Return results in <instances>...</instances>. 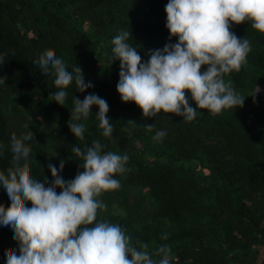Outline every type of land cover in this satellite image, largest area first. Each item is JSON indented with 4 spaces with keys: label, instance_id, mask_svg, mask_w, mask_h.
<instances>
[{
    "label": "trees",
    "instance_id": "trees-1",
    "mask_svg": "<svg viewBox=\"0 0 264 264\" xmlns=\"http://www.w3.org/2000/svg\"><path fill=\"white\" fill-rule=\"evenodd\" d=\"M166 3L0 0V75L6 77L0 85V176L13 171L10 140H34L28 171L49 182V163L58 166L65 160L61 175L71 179L83 164L71 152L73 144L98 140L102 152L129 157L126 171L115 174L120 187L99 197L107 207L98 209V220L119 225L130 243L153 259L160 258L155 250L166 245L172 264H258L264 246V33L250 21L230 25L251 44L240 71L223 77L247 96L242 107L219 114L197 109L192 120L162 112L143 117L116 91L119 60L111 62V41L129 29L133 40L128 42L140 49L142 59H147L146 50L174 43L176 37L169 40L165 28ZM48 55L61 57L69 70L79 65L94 87L80 93L72 84L64 105L54 102L50 93L58 89L53 79L41 81L32 71ZM255 83L261 91L253 98ZM89 92L107 101L113 132L102 135L94 116L98 109L92 106L93 115L81 121L86 129L81 141L68 128L72 98L82 100ZM154 123L155 129L146 131L144 125ZM156 130L166 131L161 141L152 139ZM0 210L9 211L3 196ZM16 247L7 233L0 234V264Z\"/></svg>",
    "mask_w": 264,
    "mask_h": 264
},
{
    "label": "clouds",
    "instance_id": "clouds-1",
    "mask_svg": "<svg viewBox=\"0 0 264 264\" xmlns=\"http://www.w3.org/2000/svg\"><path fill=\"white\" fill-rule=\"evenodd\" d=\"M164 12L168 38L174 36L176 41L146 50L147 59H142L140 49L128 42L129 37L132 39L129 29L120 31L111 41V62L119 60L116 91L121 101L133 102L143 117L162 112L187 120L198 115L197 109L219 114L224 109L242 107L247 96L225 83L223 77L240 71L251 44L237 37L230 25L250 21L253 29L264 33V0H167ZM201 66H206L203 72ZM32 71L41 81L53 79L58 90L50 95L61 106L70 85L80 93L94 87L92 81L85 80L79 65L69 70L58 56L43 57ZM5 80L0 75V85ZM260 91L255 83L249 96L255 98ZM189 99L195 102V108ZM72 104L73 122L68 128L75 138L85 139L81 121L93 115L92 106L98 109L94 116L102 135L112 134L113 125L106 115L109 105L103 97L89 92L82 100L73 96ZM144 127L152 132L155 123ZM165 135L166 131L156 130L152 139L161 141ZM33 141L30 137L20 143L8 142L13 171L0 176V196L9 209L7 215L0 210V234L7 233L17 247L3 264H172L166 245L155 250L160 258L153 259L148 251L134 247L119 225L97 219L98 209L107 207L99 198L101 194L120 187L115 174L126 171V154L102 152L104 146L98 140L91 145L73 144L71 152L83 160L81 170L66 180L61 175L65 160L61 159L58 166L49 163V182L46 177L38 180L28 171V149Z\"/></svg>",
    "mask_w": 264,
    "mask_h": 264
},
{
    "label": "built area",
    "instance_id": "built-area-1",
    "mask_svg": "<svg viewBox=\"0 0 264 264\" xmlns=\"http://www.w3.org/2000/svg\"><path fill=\"white\" fill-rule=\"evenodd\" d=\"M264 260V246L259 248L257 263L260 264Z\"/></svg>",
    "mask_w": 264,
    "mask_h": 264
}]
</instances>
